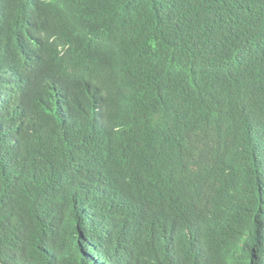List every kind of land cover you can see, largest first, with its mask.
<instances>
[{"label": "trees", "instance_id": "trees-1", "mask_svg": "<svg viewBox=\"0 0 264 264\" xmlns=\"http://www.w3.org/2000/svg\"><path fill=\"white\" fill-rule=\"evenodd\" d=\"M0 264H264V0H0Z\"/></svg>", "mask_w": 264, "mask_h": 264}]
</instances>
